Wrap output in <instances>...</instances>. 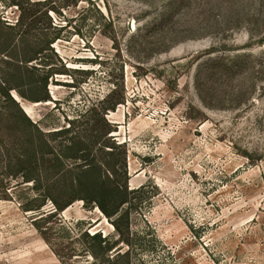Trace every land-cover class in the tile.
Instances as JSON below:
<instances>
[{
    "label": "rangeland",
    "instance_id": "374dc122",
    "mask_svg": "<svg viewBox=\"0 0 264 264\" xmlns=\"http://www.w3.org/2000/svg\"><path fill=\"white\" fill-rule=\"evenodd\" d=\"M15 1L28 9L0 0V20L16 22ZM71 2L50 12L68 71L56 102L12 91L51 134L15 105L0 114V264H264V0ZM76 119L73 133L100 136L84 139L91 158L126 160L127 194L67 189L82 163L60 167L52 133ZM75 196L89 203L59 210ZM93 199L128 203L109 218Z\"/></svg>",
    "mask_w": 264,
    "mask_h": 264
},
{
    "label": "trees",
    "instance_id": "16d2710c",
    "mask_svg": "<svg viewBox=\"0 0 264 264\" xmlns=\"http://www.w3.org/2000/svg\"><path fill=\"white\" fill-rule=\"evenodd\" d=\"M71 1L72 0H58L57 2L55 0H45L33 2L31 0H26L28 9L25 8V4L22 2L15 1L12 2V7H17L19 10V17L16 22L11 23L2 19L0 20V62L9 66L8 70H4L5 72L0 69V114H5L3 112L7 111L9 104L10 106L15 105L19 107L18 111L20 112L22 121L27 124L28 128L35 129L41 138L47 137V135L51 133H43L38 123L31 121L24 114L18 103L12 97V91L17 92L24 100L32 103L56 102L49 93V86L51 83L57 85L59 82L55 79L58 78V76L68 75V71L62 61L58 59L53 49V45L61 39L60 30L58 29H62V27H59L52 21L50 12L57 13L55 8L57 3L67 6L69 3H72ZM27 13L28 15H26ZM38 16H41L43 20L47 21L45 26L42 24V28H37L39 23V21H37L39 20ZM27 17H30L31 21L26 22L25 19ZM51 30H56L55 34H52L50 32ZM30 31H39L41 34L36 35L34 40H32L29 36ZM17 80L21 83L23 90L24 88H28L27 91L30 95H27V91L23 92L22 89L19 88L20 86L15 84ZM111 110H115V106H112ZM8 120H10V118H8ZM102 120L104 121V119ZM77 123H79L77 119L71 120L68 128L52 133V136L64 140L61 143L62 146L64 145L61 154L56 156L53 152L50 153L55 156V160L58 162L59 166L62 167L64 165L62 159L67 158L77 159L78 162L82 163L77 166L76 169L79 171L75 177L71 179L68 186H66L67 189L70 190V193L77 192L78 190L92 192L94 188L97 189L101 186L102 188H106L104 189V193L107 189H110L119 194H127L128 171L126 160H118L113 153V147H111L112 151H109V156L111 157H109V160L106 159L103 160V162H99L94 157L91 158V149L86 144L85 140L89 139L88 141L94 143V141L96 142L100 139V136L95 134L86 135V133H73V127H76ZM70 134H72V136L69 137ZM65 152H70V155L73 153L75 156H65V154H63ZM85 152L87 155H85ZM102 166L106 170L105 172H107L106 178L97 173L98 171H102ZM120 176L124 177L125 180L123 182L119 181ZM77 200H83L85 203H89L87 198L75 196L63 206L59 207V210H65ZM92 203L107 217L111 218L119 212L120 206L128 203V201H117L116 203L119 206H117L113 213L108 212L105 205L99 202V200L93 199ZM114 226L115 229H118L116 224H114ZM92 238L99 239L101 235L100 233H96ZM108 239V237H105L103 242H107ZM127 246L130 247L129 244H127ZM109 251H112V248H110ZM128 256L129 251L109 257V260H119Z\"/></svg>",
    "mask_w": 264,
    "mask_h": 264
}]
</instances>
